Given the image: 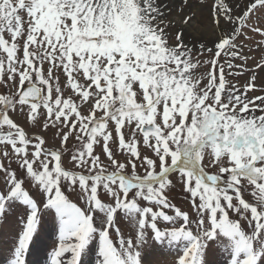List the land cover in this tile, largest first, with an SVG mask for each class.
<instances>
[{"label": "snow or ice", "instance_id": "1", "mask_svg": "<svg viewBox=\"0 0 264 264\" xmlns=\"http://www.w3.org/2000/svg\"><path fill=\"white\" fill-rule=\"evenodd\" d=\"M260 8L213 0L230 30L194 61L155 0H0V220L21 224L5 264H27L45 214L49 264H84L93 244L98 264H145L149 239L183 245L175 264H264V96H248L255 75L227 78L252 71L236 41Z\"/></svg>", "mask_w": 264, "mask_h": 264}, {"label": "rangeland", "instance_id": "2", "mask_svg": "<svg viewBox=\"0 0 264 264\" xmlns=\"http://www.w3.org/2000/svg\"><path fill=\"white\" fill-rule=\"evenodd\" d=\"M188 2L185 0L184 3ZM199 8L202 7L205 18L216 27L217 39L211 41L198 39L193 34H188L181 27L176 25V22L172 19V13H168L165 9L166 0H155V5L159 9V15H157V21L159 26L164 28L168 35L169 42L175 45L178 42L185 44L192 52L193 60L207 61L212 58L213 53L216 51L215 45L225 34L226 27L223 20H221L219 26L213 23L212 4L213 0H194ZM231 6L235 7L237 4L243 5V0H227ZM198 8V9H199ZM201 14V13H200ZM190 19H192L190 17ZM258 28L264 31V8L256 10L249 18L248 27L242 29L243 35L237 39V44L243 47V55L248 57L247 68L252 71H245L240 76H228L227 78L232 81L237 87L242 90L243 85L248 81L252 75L256 76L257 90L248 93L249 97L264 96V68H256L257 64H264V35L260 32L253 31ZM177 33H180L179 41L177 40ZM218 41V42H217ZM203 46V48L201 47ZM207 49H211L208 52ZM203 52V54H201ZM228 57L224 56L223 52L220 56V63H223ZM233 63L241 64L242 61L234 60ZM209 65H204L197 69V74L207 72ZM236 71V70H234ZM5 89L0 85V93H4ZM257 103H260L257 101ZM259 114V113H257ZM18 122L24 124L26 130L29 129V125L24 122L21 117ZM49 144H52L51 138L48 137ZM58 144V141H56ZM3 147V146H0ZM103 159V157H102ZM65 167H71V163L65 158ZM15 167V165H13ZM185 193L182 192L181 188L177 186L171 193L170 196L173 202L181 207L183 210H189V202L185 199ZM75 200V196L72 197ZM42 224L39 226L38 234L34 240V243L30 245L29 253L27 256V264H46L47 259H50L51 252L58 245V223L53 219L51 215L45 214L41 218ZM120 227L125 234L133 232L135 225L130 224L126 218H122L119 221ZM21 224L19 223L18 216L14 212H9L6 219L0 220V264H5V259L8 250L15 243L17 233L20 231ZM134 234V233H133ZM96 244H93L92 250L83 257L84 264H98V253L96 251ZM183 251V245L169 246L167 243L161 244L159 242L149 239L148 244L143 249V258L145 264H175L176 259ZM211 259L214 264H226L222 263L223 260L227 259L226 255L214 254Z\"/></svg>", "mask_w": 264, "mask_h": 264}, {"label": "bare ground", "instance_id": "3", "mask_svg": "<svg viewBox=\"0 0 264 264\" xmlns=\"http://www.w3.org/2000/svg\"><path fill=\"white\" fill-rule=\"evenodd\" d=\"M185 0H166L165 9H167L168 13H172V19L176 22L178 27H181L188 34H193L194 37L197 36L198 39L209 40L211 37V41L216 40L218 37L216 35V27L212 25L208 19H204V13L202 7L199 8L194 0H188L184 3ZM248 0H243V4L247 3ZM199 8V9H198ZM201 13V14H200ZM186 17H191L192 19H188L185 21ZM218 42V41H217Z\"/></svg>", "mask_w": 264, "mask_h": 264}]
</instances>
